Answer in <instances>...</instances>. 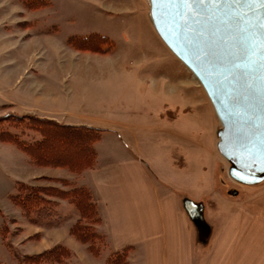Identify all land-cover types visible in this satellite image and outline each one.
I'll list each match as a JSON object with an SVG mask.
<instances>
[{
    "label": "rangeland",
    "instance_id": "1",
    "mask_svg": "<svg viewBox=\"0 0 264 264\" xmlns=\"http://www.w3.org/2000/svg\"><path fill=\"white\" fill-rule=\"evenodd\" d=\"M38 120L116 128L101 142L102 130L94 147L101 142L107 155L115 143L205 204L210 235L195 242L202 264H264V182L249 187L228 177L214 109L156 33L148 0H0V164L11 177L29 178L0 196V262L18 264L23 255L61 246L69 252L54 264H101L112 254L108 245L94 242L97 254L84 250L72 227L93 221L57 193L77 186L60 178L62 171L81 172L19 165L24 154L5 142L9 134L36 139L47 129ZM33 190L45 206L40 213L10 201L16 191L25 198Z\"/></svg>",
    "mask_w": 264,
    "mask_h": 264
},
{
    "label": "water",
    "instance_id": "2",
    "mask_svg": "<svg viewBox=\"0 0 264 264\" xmlns=\"http://www.w3.org/2000/svg\"><path fill=\"white\" fill-rule=\"evenodd\" d=\"M152 25L206 93L220 128L216 148L228 177L243 186L264 182V27L260 5L234 4L196 12L178 2L148 0ZM182 208L197 231L210 235L201 202Z\"/></svg>",
    "mask_w": 264,
    "mask_h": 264
},
{
    "label": "crops",
    "instance_id": "3",
    "mask_svg": "<svg viewBox=\"0 0 264 264\" xmlns=\"http://www.w3.org/2000/svg\"><path fill=\"white\" fill-rule=\"evenodd\" d=\"M57 122L103 130L101 142L108 135H116V128L109 130L81 121ZM101 142L95 145L98 155L95 168L84 170L79 175L61 170L63 176L60 178L72 179L77 186L89 191L99 217L97 227L106 238L108 250L111 253L128 250L126 264H195L196 260L199 261L196 264H202L206 258L202 259L200 249L196 251V228L181 204L186 197L176 190L172 180L151 170L145 160L118 149L115 143L107 155L103 154L98 149ZM13 148L25 156L18 160V164L30 167L29 157ZM7 170L6 165L0 164V196L5 199L12 192L14 181L29 179L11 177ZM38 173L32 179L41 177ZM215 200L223 199L218 195ZM84 250L89 252L86 247ZM106 259L101 264H107Z\"/></svg>",
    "mask_w": 264,
    "mask_h": 264
},
{
    "label": "trees",
    "instance_id": "4",
    "mask_svg": "<svg viewBox=\"0 0 264 264\" xmlns=\"http://www.w3.org/2000/svg\"><path fill=\"white\" fill-rule=\"evenodd\" d=\"M97 37L98 36H96V38ZM97 40H99V38H97ZM38 122L47 123V129L39 130L41 134L36 139L25 143L18 140L15 136V139H13V136H9V134V140L5 142L12 144L17 149L24 152L34 164L40 165L42 162L45 164H52L57 167H65L74 173H80L97 166L94 143L100 138L102 130L92 127L57 125L52 122L50 123L41 120H38ZM3 133H6L7 135V132ZM11 140L14 143H12ZM16 185L18 187L20 186L19 184ZM15 190H17V188ZM57 193L60 194L61 197L70 200V204L75 205L82 214L83 220L93 221L91 224L76 223L73 225L72 230L74 234L76 231L81 234H73V236L81 243L87 244L86 248L89 252L97 254L96 252H93L92 249L93 245L95 246L94 242L102 241L107 245V241L105 236L100 232L98 233L96 230L99 224V217L96 206L91 200L89 191L85 187L75 186L70 191H57ZM14 200L21 202L25 206L27 204L26 208L30 209V211L33 208L32 211H35L36 213H40V211L45 208L44 204L39 205L41 196L36 190L25 195V198L20 197L19 192L16 191L14 195L12 194L10 197L12 203H14ZM19 202L15 204L18 205L20 204ZM50 212L55 213V211L48 210V215ZM53 215L55 216V214ZM89 226H91L92 229H90ZM86 239L87 242L85 243ZM64 252L68 254L69 251L61 246H57L43 252L42 254L23 255V257L18 258V264L59 263L58 258H61ZM127 254L128 250L126 249L112 253L107 257L106 262L107 264H126ZM0 264L2 263L0 262Z\"/></svg>",
    "mask_w": 264,
    "mask_h": 264
},
{
    "label": "snow or ice",
    "instance_id": "5",
    "mask_svg": "<svg viewBox=\"0 0 264 264\" xmlns=\"http://www.w3.org/2000/svg\"><path fill=\"white\" fill-rule=\"evenodd\" d=\"M154 2L168 4L178 2L183 7L188 9H193L196 12H201L206 10L209 7L219 8L222 6L231 7L234 4H248L251 7H255V5H260L261 11V20L262 27H264V0H154Z\"/></svg>",
    "mask_w": 264,
    "mask_h": 264
}]
</instances>
